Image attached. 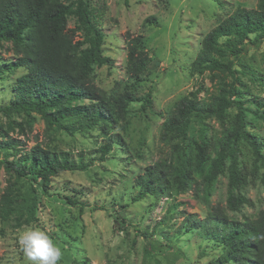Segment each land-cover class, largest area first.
<instances>
[{
	"label": "rangeland",
	"instance_id": "374dc122",
	"mask_svg": "<svg viewBox=\"0 0 264 264\" xmlns=\"http://www.w3.org/2000/svg\"><path fill=\"white\" fill-rule=\"evenodd\" d=\"M72 1L75 0H64ZM87 1L104 34L103 53L112 60L109 67L95 68L94 85L107 94L131 88L133 81L125 73V34L141 35L152 63L140 76L134 92L137 97L150 93L152 109L140 112V103L131 104L125 119L115 124L102 123L73 136L46 130L44 121L35 114L27 127L24 114L6 117L0 112V126L8 137L21 143L19 152L12 156L0 152V195L8 179L1 164L5 159L16 162L37 145L67 153L78 161L80 154L90 157L108 136L118 140L104 162H96L84 172H64L53 177L49 194L39 189L34 222L14 228L12 221L0 220V264H214L221 253L219 247L189 230L185 218L194 214L203 220L213 206H220L236 221L255 219L264 210V168L254 169L249 147L242 145L238 157L246 183L243 189L233 192L244 197L247 204L237 211L226 206V170L216 178L206 202L193 190L171 198L146 196L133 202L138 191L134 179L167 154L160 141L162 123L177 101L197 90L199 101L206 104L217 94L216 78L211 79L207 72L192 77L188 73L204 34L235 8L253 9L258 0ZM146 18L154 22L144 24ZM74 26L71 17L67 27ZM13 59L10 45L3 44L0 63ZM243 62L251 69V73L240 77L246 87V130L263 141L264 122L255 116L253 104L264 99V42L248 47ZM24 72L17 69L0 74V107L13 101L15 79ZM227 113L234 115L235 110ZM18 123L22 130L16 126ZM200 129L212 142L222 131L213 118L204 124L194 122L191 137L197 139ZM66 197L74 204H69ZM122 219L124 224H120Z\"/></svg>",
	"mask_w": 264,
	"mask_h": 264
},
{
	"label": "trees",
	"instance_id": "16d2710c",
	"mask_svg": "<svg viewBox=\"0 0 264 264\" xmlns=\"http://www.w3.org/2000/svg\"><path fill=\"white\" fill-rule=\"evenodd\" d=\"M71 17L75 26L69 29ZM149 22L154 19L144 20V24ZM262 42L264 0H258L253 9L235 8L204 34L188 73L192 77L207 72L211 79L216 78L217 94L206 104L199 101L197 90L177 101L162 123L160 141L167 154L135 177L138 191L133 202L146 196L171 198L190 190L206 202L216 178L226 170L227 208L237 211L247 204L244 197L233 192L243 189L246 183L238 157L242 145L248 146L254 169L264 168V140L246 130V87L240 77L251 73L243 62L246 49ZM3 44L10 45L14 59L0 63V74L17 69L25 72L15 79L13 101L0 107V112L6 117L24 114L27 127L35 114L44 121L46 130L73 136L102 123L115 124L125 119L131 104L140 103V112L152 109L150 93L137 97L134 92L140 76L152 63L141 35L125 34V73L133 81L131 88L107 94L94 85L95 68L109 67L112 60L103 53L104 34L87 0H0V47ZM253 105L255 116L264 122V99ZM230 109L235 110L234 115L227 113ZM212 118L222 128L214 142L206 137L204 129H200L197 139L191 137L194 122L204 124ZM16 126L22 130L20 123ZM117 142L108 136L90 157L80 154L78 161L67 153L37 145L16 162L3 160L8 179L0 195V220L12 221L14 228L34 222L39 189L49 194L53 177L64 172H84L94 163L104 162ZM20 146V141L8 137L0 126V152L12 156ZM66 201L74 204L69 197ZM185 219L189 230L219 247L221 253L214 264H264V210L255 219L236 221L220 206H213L203 220L194 214ZM120 224H124L123 219Z\"/></svg>",
	"mask_w": 264,
	"mask_h": 264
}]
</instances>
